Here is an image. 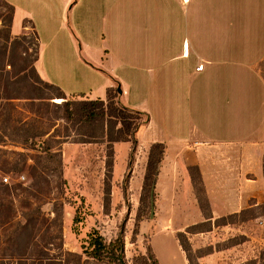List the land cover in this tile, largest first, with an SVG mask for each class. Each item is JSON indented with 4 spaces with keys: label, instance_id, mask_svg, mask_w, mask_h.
I'll use <instances>...</instances> for the list:
<instances>
[{
    "label": "rangeland",
    "instance_id": "rangeland-1",
    "mask_svg": "<svg viewBox=\"0 0 264 264\" xmlns=\"http://www.w3.org/2000/svg\"><path fill=\"white\" fill-rule=\"evenodd\" d=\"M19 1L16 29L15 7L0 0V264H74L72 253L81 255L79 264H110L88 257L82 246L93 229L110 242L123 226L129 264L153 242L161 255L170 242L184 251L183 243L188 264H264V201L237 216L214 217L211 212L207 219L199 215L196 189L186 193L180 166H167L169 171L163 172L151 217V198L143 193V184L156 135L148 129V117L133 113L134 123H139L138 145L133 149L132 142H126L127 165L121 169L115 160L126 145L106 138L82 142L87 138L80 132L92 128L68 119L62 103L99 98L68 95L53 84L85 91L97 78L75 61L70 31L61 24L65 0ZM26 10L31 17H23ZM81 15L78 7V22ZM41 69L53 84L42 77ZM117 92L115 103L124 106ZM176 147L177 152L187 148ZM6 176L10 183L4 182ZM197 188L204 203L201 184ZM140 207L149 213L136 244L133 230ZM175 252L172 248L162 255L164 264H180Z\"/></svg>",
    "mask_w": 264,
    "mask_h": 264
},
{
    "label": "crops",
    "instance_id": "crops-1",
    "mask_svg": "<svg viewBox=\"0 0 264 264\" xmlns=\"http://www.w3.org/2000/svg\"><path fill=\"white\" fill-rule=\"evenodd\" d=\"M7 1L18 29L20 1ZM80 1L65 0L61 24L75 61L97 81L85 91L60 89L105 99L117 87L124 106L148 117L152 143L165 144L156 192L167 166L177 165L190 193L187 166L196 165L214 217L264 201V0ZM119 143L126 145L115 160L121 169L128 144ZM181 144L187 148L177 152ZM151 245L160 264L172 248L188 264L178 244L170 242L162 255Z\"/></svg>",
    "mask_w": 264,
    "mask_h": 264
},
{
    "label": "trees",
    "instance_id": "trees-1",
    "mask_svg": "<svg viewBox=\"0 0 264 264\" xmlns=\"http://www.w3.org/2000/svg\"><path fill=\"white\" fill-rule=\"evenodd\" d=\"M8 2V1H7ZM9 3V2H8ZM10 4V3H9ZM14 7L12 4H10ZM39 40V36H37ZM54 85V84H53ZM56 88L60 89L59 86L54 85ZM61 90V89H60ZM118 89L113 90L110 88L107 92L106 99L99 98L98 100H66L62 103L64 110L66 111V117L70 120L76 121L80 126L85 125L92 128L88 133L80 132V134L84 135L87 140H83L82 142H93V140H88L89 138L104 141L106 138L109 143L113 142H132V148L136 149L138 145V139L136 137V133L139 127V123H134V114L138 115L142 114L140 111H134L128 109L126 106H117L115 103V99L118 96ZM83 96V94H73ZM65 98V97H63ZM59 100V99H58ZM107 100V103L105 102ZM94 123H98L99 127H96ZM107 126V128H106ZM165 154V144L161 142L152 143L148 160L146 165V172L144 175V184H143V193H147L149 198L155 200L157 197L156 192V184L158 181V176L160 173V168L162 165V161ZM108 166L111 168L113 166V158L112 154L110 156V160L108 161ZM132 162L128 165V169H131ZM187 170L191 177L194 188L196 189V197L199 202V207L202 211V214L210 219L211 215V206L206 195L204 182L202 178L201 171L198 166L190 165L187 166ZM130 173H128V178L130 177ZM129 182V180H128ZM201 184L202 192L204 193V203L203 198L197 193V185ZM111 195V187L107 190V198L105 199V206L108 207L111 203L110 199ZM144 195L140 197V203L144 202ZM245 210H242L239 213H234L231 215H239ZM149 213V210H143L140 207L137 211L136 219H135V228L133 230V242L138 244L137 237L140 234V224L146 218V215ZM223 216L221 218H224ZM205 222H201L198 224H194L192 226H197L200 224H204ZM191 226V227H192ZM125 226L122 227L119 235L112 241L107 242L104 236L97 229H93L88 239L83 244L84 252L90 258L97 260L98 262H107L110 264H129L126 260V242H125ZM178 235H182L178 234ZM181 241V239H180ZM184 251H187V248L181 243ZM187 253V252H186ZM73 257H75L74 264H79L82 257L81 255L72 253ZM188 256V255H187ZM189 260V258H188ZM190 262V260H189ZM133 264H160L156 253L152 245L149 243L146 246V252H140L135 255L133 258Z\"/></svg>",
    "mask_w": 264,
    "mask_h": 264
},
{
    "label": "built area",
    "instance_id": "built-area-1",
    "mask_svg": "<svg viewBox=\"0 0 264 264\" xmlns=\"http://www.w3.org/2000/svg\"><path fill=\"white\" fill-rule=\"evenodd\" d=\"M183 3H188L189 2V0H181ZM188 47H189V43L188 42H185L184 43V50H185V53L187 54V51H188ZM201 69H203V66L202 65H200L199 66V68H198V70H201ZM4 182H6V183H10V177L9 176H6V177H4Z\"/></svg>",
    "mask_w": 264,
    "mask_h": 264
},
{
    "label": "water",
    "instance_id": "water-1",
    "mask_svg": "<svg viewBox=\"0 0 264 264\" xmlns=\"http://www.w3.org/2000/svg\"><path fill=\"white\" fill-rule=\"evenodd\" d=\"M119 91H121L119 89ZM151 217H154V199L153 197L151 198Z\"/></svg>",
    "mask_w": 264,
    "mask_h": 264
}]
</instances>
